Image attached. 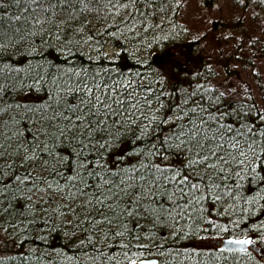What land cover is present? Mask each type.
<instances>
[{"label":"trees","instance_id":"16d2710c","mask_svg":"<svg viewBox=\"0 0 264 264\" xmlns=\"http://www.w3.org/2000/svg\"><path fill=\"white\" fill-rule=\"evenodd\" d=\"M172 3L0 0V264H264V107L168 57L199 52ZM237 42L242 72L264 67V39ZM232 236L261 253L205 242Z\"/></svg>","mask_w":264,"mask_h":264},{"label":"rangeland","instance_id":"374dc122","mask_svg":"<svg viewBox=\"0 0 264 264\" xmlns=\"http://www.w3.org/2000/svg\"><path fill=\"white\" fill-rule=\"evenodd\" d=\"M172 1L174 11L178 12V21L186 31L184 35L197 43L199 52L188 55L173 46L166 50L168 57L175 59L177 63L186 61L183 67L192 69L191 72L198 73L203 69H211L214 74H218V81H228L231 86H236L235 88L247 82L264 107L263 63L258 64L260 71L255 70L250 75L248 72H242L239 61L231 57L235 53L238 40L243 46L248 47L252 40L259 42L264 39V0H212L210 6L206 5L204 0ZM170 12H173L171 8ZM183 39L186 41L185 36L179 40ZM127 50L124 48L121 51ZM106 52L115 56L120 53V49L117 45L109 44L106 46ZM239 54L237 52V56ZM164 56L156 54V59L159 58L160 63L164 64ZM240 56L246 58L242 54ZM223 66L227 68L224 70ZM165 73L173 81L180 80V77L184 78L177 69L170 67ZM257 78L262 81L261 85L256 84ZM206 243L215 247L211 241Z\"/></svg>","mask_w":264,"mask_h":264},{"label":"snow or ice","instance_id":"6c2138e0","mask_svg":"<svg viewBox=\"0 0 264 264\" xmlns=\"http://www.w3.org/2000/svg\"><path fill=\"white\" fill-rule=\"evenodd\" d=\"M83 90H84V98L81 99V104H87L89 105V107L91 109H95V110H99V106L102 105L104 102L97 96V97H92V89L88 88L87 85L83 86ZM94 100V103H93ZM111 107V104H105L104 108L105 110H107V108ZM87 113H85L86 115ZM78 118V117H77ZM189 135L192 136L193 139H195V137L198 135V133L196 132L195 129L191 130V132L189 133ZM237 135H241L240 133H237ZM213 140H215V137L212 138ZM229 140L232 139V137H228ZM201 147H204V143H201ZM252 144H249V148H252ZM208 148V153L211 156L216 157L217 159L223 160L224 163H228L230 159H235V157L232 156V153L230 151H228L227 149H225V154L223 155H217L218 149H224L225 148V141L224 138L221 137V139L219 141H216L214 144H208L207 145ZM228 149H239V142L237 141L236 143L233 144H229L228 145ZM241 155H243V150L240 149ZM203 159L207 160L208 156H204ZM240 164H243V160H239L238 161ZM187 178L185 177V180ZM193 188L196 187V185H192ZM181 192L183 193V189H181ZM237 243L240 244H246V243H250V241H238Z\"/></svg>","mask_w":264,"mask_h":264},{"label":"water","instance_id":"95a60500","mask_svg":"<svg viewBox=\"0 0 264 264\" xmlns=\"http://www.w3.org/2000/svg\"><path fill=\"white\" fill-rule=\"evenodd\" d=\"M238 241H250V243L240 244L237 243ZM214 243L217 244L221 250L247 251L251 249L257 253H260V250L257 248L253 238L251 237L241 239L229 237L218 240ZM138 264H159V260L157 258H148L141 260Z\"/></svg>","mask_w":264,"mask_h":264},{"label":"bare ground","instance_id":"6f19581e","mask_svg":"<svg viewBox=\"0 0 264 264\" xmlns=\"http://www.w3.org/2000/svg\"><path fill=\"white\" fill-rule=\"evenodd\" d=\"M232 237H234V238H237V239H241V238H248V237H253V236H232ZM226 238H229V237H226ZM224 239V238H223ZM214 240H216V239H214ZM219 240H222V239H219ZM208 241V240H207ZM207 241H205V242H207ZM204 242V243H205ZM218 250L219 251H223V252H237V253H242V252H245V251H232V250H221L220 248H218ZM153 258H155V257H153ZM158 259V258H157ZM159 260V259H158ZM208 260V262H211L212 260L211 259H207ZM159 264H160V260H159Z\"/></svg>","mask_w":264,"mask_h":264},{"label":"flooded vegetation","instance_id":"af4514ba","mask_svg":"<svg viewBox=\"0 0 264 264\" xmlns=\"http://www.w3.org/2000/svg\"><path fill=\"white\" fill-rule=\"evenodd\" d=\"M186 61H182L180 62V66L183 68L182 70H185L187 72V74H193L195 72H191L192 69H188V68H184L183 65H185Z\"/></svg>","mask_w":264,"mask_h":264}]
</instances>
